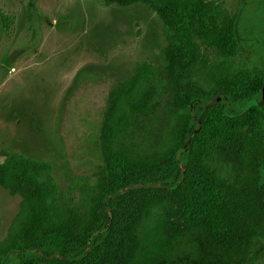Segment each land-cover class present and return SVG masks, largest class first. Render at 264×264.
Returning a JSON list of instances; mask_svg holds the SVG:
<instances>
[{
    "label": "trees",
    "instance_id": "16d2710c",
    "mask_svg": "<svg viewBox=\"0 0 264 264\" xmlns=\"http://www.w3.org/2000/svg\"><path fill=\"white\" fill-rule=\"evenodd\" d=\"M103 1L148 5L165 29L164 62L137 60L109 90L92 174L63 188L48 161L1 150L0 186L20 201L0 264H88L150 183L164 193L136 203L122 230L130 248L93 264H258L264 67L237 64L236 11L225 0ZM130 173L147 176L126 185Z\"/></svg>",
    "mask_w": 264,
    "mask_h": 264
},
{
    "label": "rangeland",
    "instance_id": "374dc122",
    "mask_svg": "<svg viewBox=\"0 0 264 264\" xmlns=\"http://www.w3.org/2000/svg\"><path fill=\"white\" fill-rule=\"evenodd\" d=\"M225 3L237 13L242 46L237 64L264 67V0ZM0 12L13 19L8 27L0 19V150L18 149L48 161L65 188L74 176L92 174L98 162L95 141L111 87L128 77L139 59L163 64V23L142 2L0 0ZM145 176L130 173L123 182L140 184ZM141 186L108 243L88 264L130 248L122 230L136 203L164 193L155 183ZM19 201V195L0 186V240Z\"/></svg>",
    "mask_w": 264,
    "mask_h": 264
},
{
    "label": "water",
    "instance_id": "95a60500",
    "mask_svg": "<svg viewBox=\"0 0 264 264\" xmlns=\"http://www.w3.org/2000/svg\"><path fill=\"white\" fill-rule=\"evenodd\" d=\"M215 101V100H214ZM264 101V84H263V87H262V99H261V102H263ZM211 103V102H210ZM209 103V104H210Z\"/></svg>",
    "mask_w": 264,
    "mask_h": 264
},
{
    "label": "flooded vegetation",
    "instance_id": "af4514ba",
    "mask_svg": "<svg viewBox=\"0 0 264 264\" xmlns=\"http://www.w3.org/2000/svg\"><path fill=\"white\" fill-rule=\"evenodd\" d=\"M138 3V2H137ZM164 28V27H163ZM164 36H165V29H164ZM165 38V37H164ZM136 62V61H135ZM4 149H7V148H4ZM2 150V149H1ZM1 150H0V152H1ZM1 154V153H0ZM3 156V155H2Z\"/></svg>",
    "mask_w": 264,
    "mask_h": 264
}]
</instances>
